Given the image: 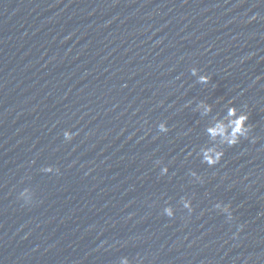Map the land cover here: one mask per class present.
<instances>
[{
    "label": "water",
    "instance_id": "obj_1",
    "mask_svg": "<svg viewBox=\"0 0 264 264\" xmlns=\"http://www.w3.org/2000/svg\"><path fill=\"white\" fill-rule=\"evenodd\" d=\"M229 101L252 131L209 167ZM124 256L264 264V0H0V264Z\"/></svg>",
    "mask_w": 264,
    "mask_h": 264
},
{
    "label": "clouds",
    "instance_id": "obj_2",
    "mask_svg": "<svg viewBox=\"0 0 264 264\" xmlns=\"http://www.w3.org/2000/svg\"><path fill=\"white\" fill-rule=\"evenodd\" d=\"M190 71L193 76L197 77V83L199 84L207 85L211 81V77L209 75L200 74L199 69L196 67L191 68ZM191 103L192 102L190 101L189 105H191ZM193 111L198 112L201 117H208L213 112V105L201 100L195 104ZM248 120V112L238 109L231 101L224 106L223 115L217 113L215 116H212L211 120L204 129V133L210 144L209 146L200 149L199 156L201 158V162L207 164L209 167L215 166L220 163L224 156L222 146L227 145L229 147H233L238 145L242 139H248L249 134L252 131V125L247 123ZM157 127L160 133H167L169 131L166 121L159 123ZM74 135L76 134L70 130H65L63 132L65 141H71L74 138ZM189 155H191V153H189ZM156 163L158 165L160 164L159 161ZM41 171L44 173H52L59 172V169L47 166L43 167ZM168 171L169 169L167 166L161 167V175H166ZM190 175L194 177L196 181L203 183L202 178L199 177L195 171L190 172ZM18 199L24 201L25 204H31L33 194L29 188H24L21 192H19ZM179 203L189 212L193 210L191 199L182 197ZM214 209L225 214L227 222H231L234 219L231 204L217 202L214 205ZM162 211L163 215H166L169 218H172L175 215V209L171 204L165 206ZM119 264H131V261L128 257L124 256L120 258Z\"/></svg>",
    "mask_w": 264,
    "mask_h": 264
}]
</instances>
